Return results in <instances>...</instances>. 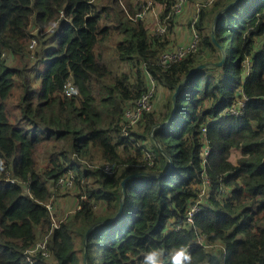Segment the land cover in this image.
<instances>
[{"label": "trees", "instance_id": "1", "mask_svg": "<svg viewBox=\"0 0 264 264\" xmlns=\"http://www.w3.org/2000/svg\"><path fill=\"white\" fill-rule=\"evenodd\" d=\"M232 1L201 6L198 50L163 68L175 0H0V264H143L152 247L180 245L192 264H264V0ZM156 6L163 37L146 24ZM32 51L31 64L8 63ZM148 78L168 90L167 111L143 114L142 130L125 136L124 106ZM147 147L152 166L139 162ZM68 172L77 208L53 227L46 204ZM204 176L208 191L187 223ZM43 237L51 260L27 253Z\"/></svg>", "mask_w": 264, "mask_h": 264}, {"label": "built area", "instance_id": "2", "mask_svg": "<svg viewBox=\"0 0 264 264\" xmlns=\"http://www.w3.org/2000/svg\"><path fill=\"white\" fill-rule=\"evenodd\" d=\"M188 0H175L173 4V15L176 16L180 14L184 8V6L187 4ZM212 2V0H205L204 3L202 4L203 6H207ZM150 5V2L147 3V6ZM198 7L194 10V13L192 14L190 21H189V30H190V42H187L185 44H181L176 48H167L165 49L161 55L159 56L158 62L159 65L163 68L169 67L171 63L178 62L183 60L188 54L190 53H195L199 46H198V41H199V36L196 31L195 25L198 20ZM143 13H139L138 17H141ZM168 29V23H166L165 20H160V22L156 25V27L153 30V34L156 37H163L165 33L167 32ZM35 46V41L32 40L30 48L33 49ZM154 87L155 84L153 80L150 78L148 80V90L146 93L142 94L132 102L127 103L124 106L123 109V115L121 117V122L123 126V134L126 136L128 133L126 132L127 129L131 130L132 128H135L143 114L145 113H152L153 112V95H154ZM64 92L67 95H70L73 93V88L71 86V83L68 81L66 83ZM243 103V100L238 101V107H232L230 109L231 113H237L239 112V109L241 108V104ZM204 130V129H203ZM203 157L207 156L209 154V148L207 146V142L205 141L203 145ZM155 155L149 149L148 147L143 150V153L141 155V158L139 160L142 165L147 164L148 166H152L153 163L155 162ZM82 166L84 169L86 168H101L106 174H112L116 168L113 164L110 163H97L94 162L93 164H88L85 161H82ZM210 182L208 177L204 176L202 184L199 185L198 187V197L196 201L189 207L188 212H187V223L192 222V217L195 213L200 211L201 209V203L203 201L202 197L205 196V194L208 191ZM74 186V174L73 172H68L60 177L57 178V180L54 182L53 188H52V194L55 195L56 192L58 191H63L66 189H71ZM224 193V190L222 191ZM51 198V196H50ZM50 200V199H49ZM48 200V201H49ZM47 209L51 212L50 210V205L46 204ZM53 214V213H52ZM53 227H57L56 222H53ZM197 243H204V239L202 237L197 238L196 240ZM46 243H47V237H43L41 239L40 243H36L33 248L29 249L27 251L28 255H35L37 252H40L43 257L46 260H51L52 255L46 248Z\"/></svg>", "mask_w": 264, "mask_h": 264}, {"label": "rangeland", "instance_id": "3", "mask_svg": "<svg viewBox=\"0 0 264 264\" xmlns=\"http://www.w3.org/2000/svg\"><path fill=\"white\" fill-rule=\"evenodd\" d=\"M145 1L149 2L150 0H145ZM204 1L205 0H200L198 3H193L192 6L195 5V8L198 7V9H199L201 6H203L202 4L204 3ZM188 2H189V0H188ZM207 6H209V5H207ZM158 18L159 17H157L156 20ZM147 21H148V18H147ZM189 21H190V19L187 22L188 23V28H189ZM158 23L159 22L157 21V24ZM157 24H156V22L154 20V23L152 25H148V30H149L150 33L153 34V30H154V28L156 27ZM116 41H117V39H114V40L110 41L109 46L111 48H110V50H108V53H106L107 54V58H106V55H105V59L106 60L114 59L115 55L113 54V47H114V43ZM181 41L182 42H178V43L174 44L171 48H176V47H178L181 44H185L187 42H190L191 41L190 32H188L187 35H185V37ZM107 45H108V43H107ZM33 50H34V48H33ZM197 55L200 56L199 57L200 60L205 61V62H209L210 63V62L216 61L215 60L216 59V54L208 55L207 52L199 51V53ZM33 56H34V51H32V53L29 56L27 54H24V55L22 54V56L21 55H17L16 56L14 54L8 55V57H9L8 63L10 65L14 66V67H17V68L18 67L19 68L20 67H24V66H27V65H29V64H31L33 62L32 61L33 60ZM209 65H211V64H209ZM123 66L124 65H122L120 67L122 70L125 71V70L128 69L127 66H124V67ZM18 97H19V90H15L10 103L15 104L17 102V100H18ZM168 97H169L168 90H162L159 86L155 85V87H154V95H153V107L154 108H153V112L152 113H154L156 115L158 113L163 112L164 108H165V105L168 104V100H169ZM159 116H160L159 119L162 118L161 115H159ZM141 130H142L141 126L137 125L135 128H132L130 131L131 132H140ZM132 155L135 156V153L132 152ZM237 156H238V153L234 152L231 155V160L233 162H235V159L237 158ZM97 163H100V162H97ZM72 189H75V187H73L71 189H66V190H63V191L56 192L55 195H51L50 200L47 202V204L50 205V210H51V212L54 215V221L55 222L56 221H61L62 219L72 215L74 210L76 209L75 207H77L78 199H77V197L75 195H76V193H78V191L76 189L74 191H71ZM61 198H64V199H61ZM55 201L57 202V207L55 205ZM60 201H63V203H64L61 206H60ZM95 209H96L97 212L102 211V207L99 206V205H97ZM41 239L42 238H40L38 240V243L41 242Z\"/></svg>", "mask_w": 264, "mask_h": 264}, {"label": "crops", "instance_id": "4", "mask_svg": "<svg viewBox=\"0 0 264 264\" xmlns=\"http://www.w3.org/2000/svg\"><path fill=\"white\" fill-rule=\"evenodd\" d=\"M200 0H189L187 4L184 6L182 12L174 17V23L171 28V30L166 34V48L172 47L174 44L178 42H182L181 40L187 35L190 30H188V20L194 13L195 5L192 6L193 3H198ZM160 9L161 7H152V9L145 13L146 18V24L152 25L154 23V20L157 24V21L160 22ZM158 11V12H157ZM159 17L157 20L156 18ZM148 18V21H147ZM149 80V78H148ZM160 87V86H159ZM162 90H165L164 88L160 87ZM167 94V93H166ZM163 97V96H162ZM164 111H167V108H164ZM163 111V112H164ZM75 190V189H74ZM73 189L71 191H74ZM52 191V187H51ZM64 199V198H61ZM63 201H60V206L63 205ZM55 205L57 207V202L55 201ZM77 208V207H75Z\"/></svg>", "mask_w": 264, "mask_h": 264}, {"label": "clouds", "instance_id": "5", "mask_svg": "<svg viewBox=\"0 0 264 264\" xmlns=\"http://www.w3.org/2000/svg\"><path fill=\"white\" fill-rule=\"evenodd\" d=\"M190 246L180 245L171 253L160 247H152L143 257V264H192Z\"/></svg>", "mask_w": 264, "mask_h": 264}, {"label": "water", "instance_id": "6", "mask_svg": "<svg viewBox=\"0 0 264 264\" xmlns=\"http://www.w3.org/2000/svg\"><path fill=\"white\" fill-rule=\"evenodd\" d=\"M236 1H237V0H234V1L230 2V3L227 5V7L233 5ZM227 7H225V9H226ZM213 41H214V38H213ZM222 62H223V59H221L219 62H217V63H215V64H216V65H219V64H221ZM205 66H207V63H202V64L198 65L197 67H195L194 69H192V70L189 72V75L192 74V73H193L194 71H196L197 69H199V68H201V67H205ZM182 84H183V82L180 83V84L176 87V89H175V91H174V93H173V95H172V102H173V103H174V100H175V97H176L177 93L180 91V88L182 87ZM164 124H165V123H164ZM164 124H162V125H164ZM136 175H139V174H138V173H134V174H132V175H130V176H136ZM123 183H124V181L121 182L122 185H123Z\"/></svg>", "mask_w": 264, "mask_h": 264}]
</instances>
